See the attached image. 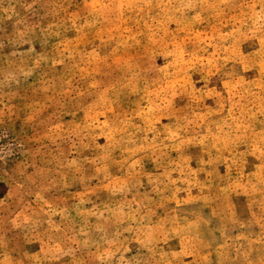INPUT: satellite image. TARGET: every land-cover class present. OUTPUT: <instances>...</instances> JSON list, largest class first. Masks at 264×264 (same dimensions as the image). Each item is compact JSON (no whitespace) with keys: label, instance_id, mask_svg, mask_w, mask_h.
I'll use <instances>...</instances> for the list:
<instances>
[{"label":"rangeland","instance_id":"obj_1","mask_svg":"<svg viewBox=\"0 0 264 264\" xmlns=\"http://www.w3.org/2000/svg\"><path fill=\"white\" fill-rule=\"evenodd\" d=\"M0 264H264V0H0Z\"/></svg>","mask_w":264,"mask_h":264}]
</instances>
